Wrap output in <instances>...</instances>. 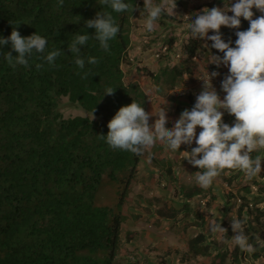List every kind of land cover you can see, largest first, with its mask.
<instances>
[{"label":"trees","instance_id":"trees-1","mask_svg":"<svg viewBox=\"0 0 264 264\" xmlns=\"http://www.w3.org/2000/svg\"><path fill=\"white\" fill-rule=\"evenodd\" d=\"M125 2L134 3L137 10L116 13L102 0H63L62 7L58 0H0V38H8L16 28L21 36L36 32L48 42L45 53H32L28 67L15 68L4 59L5 52L16 55L11 43L0 45V264H114L125 219L122 206L142 156L112 149L100 135H107L108 122L122 106L135 101L150 112L149 93L139 81L128 79L123 69L125 63H131L128 49L133 22L148 14L144 0ZM213 2L205 8L211 9ZM189 10L192 22L195 15ZM105 11L113 15L120 30L109 41L107 52L94 38L81 46L85 67L79 69L68 46L76 34L94 36L95 29L86 28L85 21ZM252 11L253 18L262 15L255 8ZM172 18L162 14L157 21L167 26ZM248 28L249 22L241 17L239 29L222 26L220 31L225 42L231 39L235 47V32ZM166 43L170 50L175 38L168 37ZM200 46L199 39L192 38L185 47L187 59ZM57 49L61 55L50 66L43 57ZM215 53L223 56L218 50ZM89 56L99 62L88 64ZM37 64L43 67L37 69ZM179 65H167L157 73L147 71L160 95H166L183 74ZM84 73L87 78H82ZM108 87L115 89L111 96L105 95ZM62 97L88 114L64 117ZM169 99L175 101L172 96ZM188 102L189 106L175 105L173 112L180 115L184 109L190 110L195 104L191 95ZM223 118L227 120L228 115ZM161 149L150 151L154 162L161 159ZM252 155L264 157V151ZM171 169L168 165L165 170L170 173ZM103 178L123 182L115 208L96 202ZM244 178L246 183L239 191H226L223 197L225 204L239 202L236 218L247 220L245 233L258 249L253 254L241 251L235 243L229 245L234 235L231 225L227 233L213 234L212 218L192 208L190 201L197 196L209 197L207 205L216 200L213 185L208 189L197 183L181 187L182 208L185 214L193 213L192 225L199 228L186 242L185 256L194 259L193 264H242L246 259L264 257V173ZM170 209L166 213L158 208L157 214L173 219L183 212ZM214 220L225 225L219 217Z\"/></svg>","mask_w":264,"mask_h":264},{"label":"clouds","instance_id":"clouds-1","mask_svg":"<svg viewBox=\"0 0 264 264\" xmlns=\"http://www.w3.org/2000/svg\"><path fill=\"white\" fill-rule=\"evenodd\" d=\"M102 3L110 6L116 13L133 12L138 8L134 3L125 0H102ZM58 6H63V0H58ZM176 7V0H161L160 3L144 0L143 9L148 14L145 21L146 30L152 32L155 21L162 14L176 15ZM253 8L262 15L253 18ZM229 12L233 15H229ZM241 17L249 22V28L235 32L237 39L235 47H232L231 39L225 42L220 30L222 26L239 29ZM85 25L86 28L95 29L94 36L87 32L76 34L68 46L69 51L76 56L74 62L79 69L85 67L81 46H85L90 38H94L107 52L109 41L113 40L120 30L113 15L106 11L97 12L94 19L85 21ZM189 29L192 38L211 41L210 47L223 53V56L212 55L209 62L217 68L221 65L228 68V74L221 81V90L226 93L223 99L211 83L213 78L220 75L219 72L213 71L208 73L206 79H202V90L196 95L194 106L190 110L184 109L173 127H166L167 108L160 107L153 115L152 112H146L140 103L133 101L119 108L108 122L107 135L100 136L106 137V142L112 149L127 151L142 158L147 152L149 160L152 152L150 149L158 141L166 144L173 152L179 151L182 144L190 146L195 141L197 146L190 152L185 151L188 154L185 159L193 167L203 170L195 173L196 183L203 189L211 187L225 169H239L249 179L255 178L261 174V165L264 162L261 155H252L264 150V0H236L235 3L229 0L227 10L225 7L204 8L201 13L195 14ZM210 30L214 34L209 35ZM9 42L16 55L5 52L4 59L13 68L17 65L28 67V58L32 53H45L48 43L46 38L36 32L27 37L21 36L16 28H13L8 38H0V45ZM60 55L61 50L57 49L48 52L43 59L50 66H54V61ZM98 62L94 56L87 58L90 65ZM36 67L40 69L43 65L37 64ZM87 76L88 73H84L82 78ZM148 91L152 92L153 89ZM114 92L115 89L111 87L105 89V95L111 96ZM225 112L235 117L233 125L224 122ZM152 116L157 119L150 124ZM198 126L202 130L197 136ZM246 223V219L231 218V229L234 233L232 241L241 251L253 254L258 249L249 242V236L245 233ZM210 230L213 234L227 233V229L215 220L211 221Z\"/></svg>","mask_w":264,"mask_h":264},{"label":"rangeland","instance_id":"rangeland-1","mask_svg":"<svg viewBox=\"0 0 264 264\" xmlns=\"http://www.w3.org/2000/svg\"><path fill=\"white\" fill-rule=\"evenodd\" d=\"M212 1H214L212 7H225L227 10L229 0H222L216 5V0H176L177 7L174 9L176 15H172V20L169 19L170 22L165 23L167 26L158 24V21H155L154 30L148 32L145 28L146 18L134 20L133 22L132 43L128 49V59L131 63H125L123 69L128 79L139 81L144 90L149 93V113L152 112L155 115L160 107L167 108L168 124L166 127H173L175 121L180 117L179 114L173 112L175 105L185 104L189 106V95H191L192 101H195L196 95L202 90V79H206L208 73L210 74L213 71L220 73L219 76L212 79L211 83L221 99L226 95L221 90L219 82L228 74V68L223 65L217 68L215 64L209 63L212 55H216V49L210 47L212 42L199 39L201 46L196 55L190 59H187L185 50L192 39L189 29L191 17L187 11L191 9L194 15L201 13L205 5ZM230 2L235 3L236 0H230ZM184 5H188V8L184 9ZM212 34L214 33L210 30L209 35ZM170 36L175 38V43L168 50L166 41ZM222 38L224 39L225 36L222 35ZM164 53H167L168 56L161 57ZM167 65L170 67L182 66L183 74L176 79L174 87L168 89V93L163 96L156 91V85L147 74V71L157 73ZM149 89H153V91L149 92ZM170 96L175 101L171 102ZM60 109L64 117L88 114L82 107L71 104L67 97L61 98ZM225 113L228 118L224 122L230 126L233 125L235 117L227 112ZM155 119H157L156 116L150 117L149 123H154ZM201 130L198 126L196 129L197 136ZM162 144L164 146L161 149ZM196 146L195 141L190 146L182 144L179 151L173 152L163 142L158 141L150 150L161 149L159 157L162 160L157 158V161L154 162L152 159L149 160L147 153L144 154L139 163L137 174L131 179L129 192L122 206L121 211L125 219L122 223L120 240H124V238L131 239L133 235L128 233L135 234V232L141 230L138 233V241H140V246H144L146 249L139 250V246L132 247L131 245L127 248L123 247V251H118L119 255L116 256L114 264H185L184 257L180 263L175 261V257L178 255L175 251L185 250L187 239L194 236L199 230L198 227L192 225L193 213L185 214L186 212L182 208L185 200L181 193V187L196 183L195 173L202 171L197 167H193L185 159L188 155L185 151L190 152ZM168 165H171L172 168L170 173L165 170ZM262 165L261 173H264V162H262ZM244 176V172H239L237 169L223 170L221 175L213 182V192L216 200L209 202L207 205L210 200L209 197L197 196L190 201L192 208L195 212L205 211L204 213L212 220L219 217L220 220L225 221L223 227L227 228L228 225H231V218H236V207L239 202L225 204L223 196L226 191H239L242 185L246 183ZM122 187L123 182H111L103 178L96 196V202L100 205L115 208ZM254 190H256L255 187ZM251 195L253 196V194ZM171 207L181 208L183 212L173 219L161 217L157 214L158 208H163L166 213H170ZM262 207H264V204H262ZM126 226L132 231L127 230ZM143 226H147L153 232L150 235L153 236V240L150 242L147 241L149 235L147 237L146 234H143ZM229 245L233 246L234 242H230ZM189 260L187 257L186 264H193L192 260L194 259H191V262H188ZM244 264H264V257L259 260L246 259Z\"/></svg>","mask_w":264,"mask_h":264},{"label":"crops","instance_id":"crops-1","mask_svg":"<svg viewBox=\"0 0 264 264\" xmlns=\"http://www.w3.org/2000/svg\"><path fill=\"white\" fill-rule=\"evenodd\" d=\"M220 1H222V0H216L215 1V5L218 3V2H220ZM219 5V4H218ZM131 43H132V40H131ZM131 45V44H130ZM128 226V225H127ZM126 226V227H127ZM125 227V228H126ZM131 230L130 228H128L127 227V230ZM196 230V229H195ZM132 231V230H131ZM141 231V230H140ZM140 231H138L137 233L135 232V234L133 233V234H131V233H128L129 235H133V238H131V239H125L124 238V240L123 239H121V245H120V248H119V251L121 250V251H123L124 249H123V247L124 248H127L128 246H132V247H135V246H139V250H144V249H146V247H144V246H140V241H138V239H139V235H138V233L140 232ZM143 231H144V233L143 234H146V236L148 237V235H149V237H148V239H147V241H151V240H153V236H150L151 235V233H153L152 232V230H150L149 228H147V226H143ZM198 232V231H197ZM142 234V235H143ZM141 235V236H142ZM185 238V237H184ZM175 248V247H174ZM176 252V254H178V255H176V262L178 263H180L181 262V260H182V258L184 257L185 258V264L187 263V261H186V254H185V252H186V249L185 250H182L181 251V249L180 250H177V251H175ZM118 255H119V253L117 254V257H118ZM151 257V256H150ZM201 259H203L202 257H201ZM188 262H191V259L188 261ZM242 264H244L243 262H242Z\"/></svg>","mask_w":264,"mask_h":264},{"label":"built area","instance_id":"built-area-1","mask_svg":"<svg viewBox=\"0 0 264 264\" xmlns=\"http://www.w3.org/2000/svg\"><path fill=\"white\" fill-rule=\"evenodd\" d=\"M158 55V54H157Z\"/></svg>","mask_w":264,"mask_h":264}]
</instances>
